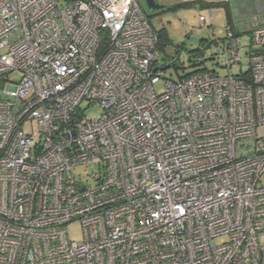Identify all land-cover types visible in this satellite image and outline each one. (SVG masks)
<instances>
[{"label": "built area", "instance_id": "1", "mask_svg": "<svg viewBox=\"0 0 264 264\" xmlns=\"http://www.w3.org/2000/svg\"><path fill=\"white\" fill-rule=\"evenodd\" d=\"M224 29L171 81L138 0H0V264H264V25Z\"/></svg>", "mask_w": 264, "mask_h": 264}, {"label": "rangeland", "instance_id": "2", "mask_svg": "<svg viewBox=\"0 0 264 264\" xmlns=\"http://www.w3.org/2000/svg\"><path fill=\"white\" fill-rule=\"evenodd\" d=\"M155 1L164 7H174L184 2V0ZM138 4L145 16L151 15L146 11L143 0H138ZM259 4L263 7V11L260 14L257 13V9H255L256 5ZM222 5L227 4H221V9L212 10L213 21L208 23V25H210L208 28L200 26L198 22L200 12L193 7H189L187 9L177 8L173 11H168L162 14L151 15L148 18L151 25L155 29L161 27L166 29L173 45L172 48L167 47L168 49L166 51L171 59L176 60L177 67L176 69L168 68L163 73L164 79L176 81L179 77L184 76L194 69L204 68L215 70L220 75L226 74L225 71L218 69V64L222 61L220 46L226 39V31L224 29L225 10ZM228 6L229 5H227V7ZM249 10L251 16H248V27L253 28V22H257V26L264 25V1L251 0V7ZM201 15H205V12H201ZM233 17H235V13H233ZM249 31L251 30L249 29ZM241 41L243 45H247L249 35H241ZM174 49L177 51H174ZM194 54L196 55L194 56ZM247 62V59L243 60L244 65L247 64ZM164 65V62L160 60L158 66L162 67ZM12 77L14 80L17 76ZM88 104V102H84L81 105L83 115L90 119L100 116L101 110L99 106L95 104L88 108ZM88 171L89 170L86 167H78L74 170V174L78 177V179L85 182ZM68 228L69 237L72 240H78L80 238L79 225L72 224Z\"/></svg>", "mask_w": 264, "mask_h": 264}, {"label": "crops", "instance_id": "3", "mask_svg": "<svg viewBox=\"0 0 264 264\" xmlns=\"http://www.w3.org/2000/svg\"><path fill=\"white\" fill-rule=\"evenodd\" d=\"M189 2L191 4L190 7H193L197 9L198 5L205 6L202 9H198L197 11L200 12L199 16L201 15V12H208L210 10L212 12L213 9H221V4H227L229 5L228 8L230 9L232 15L235 13V17H232L231 19V26L234 30L240 31L243 29L244 31H249L251 28L248 27L249 20L248 16H251L249 8L251 7V0H184L183 3ZM159 4V3H157ZM160 5V4H159ZM210 6V7H208ZM260 4L256 5L257 13H261L260 10ZM165 8H171V7H164ZM263 8V7H262ZM250 14V15H249ZM213 16V14H212ZM257 22H253V26L257 25Z\"/></svg>", "mask_w": 264, "mask_h": 264}, {"label": "trees", "instance_id": "4", "mask_svg": "<svg viewBox=\"0 0 264 264\" xmlns=\"http://www.w3.org/2000/svg\"><path fill=\"white\" fill-rule=\"evenodd\" d=\"M191 6V4L189 2H186V3H181V4H178L174 7H171V8H166L164 9L163 11L161 12H158L156 14H162V13H165V12H168V11H173L177 8L179 9H187ZM224 7V10H225V24L227 25H231V19L233 17L230 9L227 7V5H222ZM197 10L198 9H202L204 8L205 6H202L201 4L197 6ZM210 7V6H208ZM148 14V13H147ZM152 15H155V14H152ZM151 15L147 16V18H149ZM156 31V34L158 36V49L162 55L161 57V60L164 62L165 65H168L170 68H175L176 69V60H173L169 57L168 53H167V49L168 48H172L173 45H172V42L169 38V35L166 31V29L164 27H161V28H158V29H155ZM168 47V48H167ZM176 48V47H175ZM174 51H177L176 49H174ZM198 54V53H197ZM196 54H194L195 56ZM196 71H199V69H194L192 70L191 72L185 74L183 77H187L188 75L192 74L193 72H196Z\"/></svg>", "mask_w": 264, "mask_h": 264}, {"label": "water", "instance_id": "5", "mask_svg": "<svg viewBox=\"0 0 264 264\" xmlns=\"http://www.w3.org/2000/svg\"><path fill=\"white\" fill-rule=\"evenodd\" d=\"M143 2L145 4L146 11L151 15L156 14V13L164 10V6L157 4V2L155 0H143ZM168 68H169V66H165V67H161L159 69L167 70Z\"/></svg>", "mask_w": 264, "mask_h": 264}]
</instances>
